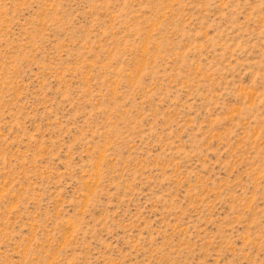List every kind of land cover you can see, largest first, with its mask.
<instances>
[{
  "label": "rangeland",
  "instance_id": "1",
  "mask_svg": "<svg viewBox=\"0 0 264 264\" xmlns=\"http://www.w3.org/2000/svg\"><path fill=\"white\" fill-rule=\"evenodd\" d=\"M0 264H264V0H0Z\"/></svg>",
  "mask_w": 264,
  "mask_h": 264
}]
</instances>
